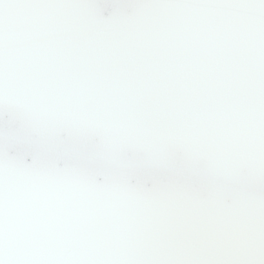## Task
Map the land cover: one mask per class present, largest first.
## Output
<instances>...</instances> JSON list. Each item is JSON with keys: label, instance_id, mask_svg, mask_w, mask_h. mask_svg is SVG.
I'll return each mask as SVG.
<instances>
[{"label": "snow or ice", "instance_id": "obj_1", "mask_svg": "<svg viewBox=\"0 0 264 264\" xmlns=\"http://www.w3.org/2000/svg\"><path fill=\"white\" fill-rule=\"evenodd\" d=\"M0 264H264V0H0Z\"/></svg>", "mask_w": 264, "mask_h": 264}]
</instances>
